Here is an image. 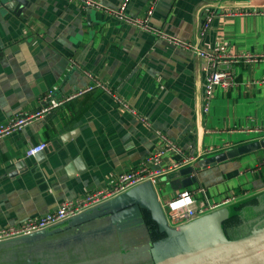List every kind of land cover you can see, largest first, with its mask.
<instances>
[{
  "label": "crops",
  "instance_id": "obj_1",
  "mask_svg": "<svg viewBox=\"0 0 264 264\" xmlns=\"http://www.w3.org/2000/svg\"><path fill=\"white\" fill-rule=\"evenodd\" d=\"M94 1L115 7L122 0ZM151 6L150 25L172 39L206 51L224 48L231 56L264 55V14L259 13L264 12V0H129L126 12L142 17ZM204 65L189 50L76 1L32 0L21 18L0 7V124L37 111L49 92L62 99L91 85L86 73L143 118L96 88L0 138V228L109 188L160 147L158 132L185 153L199 156L197 163L264 140V60L231 64L236 86L226 92L216 88L207 113L202 107ZM41 142L46 144L43 152L24 155ZM176 159L167 155L161 166ZM263 159L264 148L213 167L194 166L196 189H204L206 200L240 194L234 204L207 215L215 216L212 222L221 224L227 240L264 225ZM170 174L155 186L140 184L87 211L77 218L84 222L74 230L103 223L135 232L145 227L160 235L148 203L156 199L162 206L188 188L166 192ZM146 236L139 243H147L153 264L168 263L166 257L151 255L162 237L150 244L143 240ZM8 249L0 246V264L7 258L1 252Z\"/></svg>",
  "mask_w": 264,
  "mask_h": 264
},
{
  "label": "built area",
  "instance_id": "obj_2",
  "mask_svg": "<svg viewBox=\"0 0 264 264\" xmlns=\"http://www.w3.org/2000/svg\"><path fill=\"white\" fill-rule=\"evenodd\" d=\"M70 1H76L80 3L83 8H90L103 12L110 17L127 23L137 29L154 33L173 45L181 46L184 49L196 54L198 57L204 59L205 65L202 68L204 74V102L202 107L205 113H207L209 110L213 92L216 88L226 92L236 86L234 76L231 72V64L264 60V55L242 54L231 56L224 48L206 51L191 43L189 44L187 42H181L176 39H172L168 35L150 25L149 19L153 13V6L148 8L144 16L132 18L129 17L126 12V7L129 0H122L115 7H107L94 0ZM259 13L264 14V12ZM233 15L234 13L229 14V16ZM205 27L203 31H205ZM86 74L93 81L91 85H87L82 90L74 92L62 99L55 98L52 96V93L49 92L48 95L44 97V105L41 106L37 111L30 114L15 115L10 118L8 122L0 124V138L17 133L23 127L31 124L32 122L48 116L54 109L61 107L66 102H69L72 99L96 88L101 89L106 94L112 96L122 108L131 111L132 114L137 116L134 111L130 110L124 101L115 96L106 86L94 80L93 77H91L88 73ZM137 117L140 121H143V118L139 116ZM156 135L161 142L160 147L157 148L153 154L148 156L144 162H141L137 168L119 175L117 180L109 188L87 192L83 196L64 200L54 211L38 218H29L17 225L1 227L0 243L30 236L38 232L48 231L86 213L93 208L99 207L115 199L116 197L140 184L150 183L155 186L165 175L178 171L182 168L195 166L199 160V156L185 153L173 140L160 132H158ZM45 148L46 144L41 142L35 146L29 147L25 151L24 155L27 158L33 157L34 155L43 152ZM167 155H175L177 159L162 167L161 162ZM262 163H264V159ZM195 175L196 173L192 172L190 176L195 177ZM189 188L181 191L175 199L166 202L161 206L167 225L170 228H176L185 225L188 222L209 214L212 211L232 205L238 201L240 196V194L230 193L228 195L221 196L216 202H210L206 200L203 188ZM197 195L201 196L202 198L200 200L199 197L200 201L195 205Z\"/></svg>",
  "mask_w": 264,
  "mask_h": 264
},
{
  "label": "water",
  "instance_id": "obj_3",
  "mask_svg": "<svg viewBox=\"0 0 264 264\" xmlns=\"http://www.w3.org/2000/svg\"><path fill=\"white\" fill-rule=\"evenodd\" d=\"M31 2L32 0H0V7L21 18L22 11L28 8ZM262 148H264V140L254 141L234 150H227L224 153L202 159L197 163V166L213 167L222 161L243 156ZM195 170L196 167H186L171 173L168 176L170 186L174 190L193 186L196 179L190 175ZM148 204L150 206L147 209L151 212L152 219L158 224L159 232L163 234V237L153 245L151 255L153 254L152 256L155 258L160 256L168 258L169 262L166 264H264V225L252 230L245 236L227 240L223 237L221 224L212 222L215 220V216H207L210 213L185 225L170 228L156 199ZM78 217L69 221H74ZM45 232L34 233L8 242L36 237ZM216 234L221 235V239L215 240ZM175 254H178V257L170 260V257L175 256Z\"/></svg>",
  "mask_w": 264,
  "mask_h": 264
},
{
  "label": "rangeland",
  "instance_id": "obj_4",
  "mask_svg": "<svg viewBox=\"0 0 264 264\" xmlns=\"http://www.w3.org/2000/svg\"><path fill=\"white\" fill-rule=\"evenodd\" d=\"M171 189L168 186L166 192ZM189 189H196L195 184ZM158 194L166 199L160 187ZM82 222V218L68 221L73 227L64 223L36 237L0 244L9 247L1 252L7 256L1 264H153L147 243H139L144 234L148 236L143 240L150 244L155 240L145 227L135 232L123 226L106 228L102 223L90 229L82 226L76 232ZM62 228L72 231L67 233Z\"/></svg>",
  "mask_w": 264,
  "mask_h": 264
},
{
  "label": "trees",
  "instance_id": "obj_5",
  "mask_svg": "<svg viewBox=\"0 0 264 264\" xmlns=\"http://www.w3.org/2000/svg\"><path fill=\"white\" fill-rule=\"evenodd\" d=\"M151 228V227H150ZM151 232V236L154 237V239L158 238L159 236L160 237H163V234L160 233V235L158 234V232H155L153 230H150Z\"/></svg>",
  "mask_w": 264,
  "mask_h": 264
}]
</instances>
